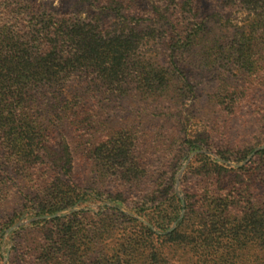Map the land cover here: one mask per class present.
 I'll use <instances>...</instances> for the list:
<instances>
[{
  "label": "rangeland",
  "instance_id": "rangeland-1",
  "mask_svg": "<svg viewBox=\"0 0 264 264\" xmlns=\"http://www.w3.org/2000/svg\"><path fill=\"white\" fill-rule=\"evenodd\" d=\"M14 1L24 9L34 6L39 16L92 26L102 40L125 36L132 45L115 80L83 75L76 86L79 76H74L58 100L36 94L33 113L45 126L51 149L60 156L67 147L70 181L83 195L71 207L38 216L30 198L21 196V185L36 181L34 172L23 180L7 171L3 180L9 191L0 190V264H38L37 254L24 255L33 254L46 231L35 229V223L72 213L94 222L93 216L115 209L124 220L138 221L162 236L183 218L182 188L196 189L205 182L194 175L202 157L236 170L264 151V32L256 20L260 2L171 0L165 5L131 0V11L110 12L92 0ZM185 142L188 149L182 152ZM127 149L140 160L135 159L141 166L134 171L138 182L127 183ZM232 154L246 156L236 162ZM113 157L127 162L108 164ZM153 180L173 181L179 200V214L164 232L137 214L143 207L133 205L129 194L152 193L158 184ZM232 180L218 181L224 187ZM252 188L264 202L262 178L253 180ZM119 194L128 196L124 204L115 201ZM12 215L9 226L1 223ZM254 253L253 260L261 263L259 249L250 255Z\"/></svg>",
  "mask_w": 264,
  "mask_h": 264
},
{
  "label": "trees",
  "instance_id": "trees-1",
  "mask_svg": "<svg viewBox=\"0 0 264 264\" xmlns=\"http://www.w3.org/2000/svg\"><path fill=\"white\" fill-rule=\"evenodd\" d=\"M92 1L102 11H131V0ZM156 1L166 5L171 0ZM244 2H260L256 20L264 32V0H239V4ZM91 28L95 29L73 25L69 19L39 16L34 6L24 9L19 1H0V32L4 35L0 39V190L10 188L3 180L7 171L23 180L30 179L34 172L36 181L21 185V196L24 200L30 198L27 202L38 216L71 207L83 194L70 181L72 162L67 147L58 156L49 146L45 126L33 113L36 94H52L58 100L64 94L62 88L74 76H79L76 86L82 84L83 75L115 80L131 49L132 42L125 36L102 40ZM185 143L182 152L188 149L189 142ZM126 153L131 158L127 183L138 182L139 174L134 171L141 170L136 161L139 159L129 150ZM219 154L228 160L225 154ZM232 155L236 162L246 156ZM202 158L194 175L205 182L196 189L188 190V185L182 188L184 215L170 232L157 236L138 221L124 220L115 209L116 214L92 215L94 222L86 221L91 217L72 213L65 218L37 221L35 229L46 231L33 254L24 255L30 258L37 254L38 264H264V202L252 188L253 180L264 181V151L236 170ZM126 162L113 157L108 164ZM228 177L233 180L221 186L218 180ZM172 182L153 180L158 184L152 193H129L134 198L133 205L143 207L137 214L160 232L180 211ZM210 182L216 183L211 191ZM114 197L124 204L128 196ZM149 205L151 215L144 210ZM12 218L13 215L1 223L9 226ZM257 248L261 263L253 260L256 253L250 255Z\"/></svg>",
  "mask_w": 264,
  "mask_h": 264
}]
</instances>
